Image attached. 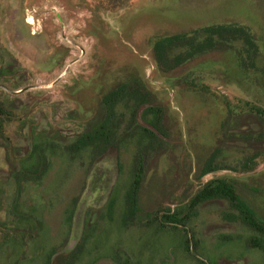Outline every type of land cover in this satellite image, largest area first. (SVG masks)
<instances>
[{
  "label": "rangeland",
  "instance_id": "obj_1",
  "mask_svg": "<svg viewBox=\"0 0 264 264\" xmlns=\"http://www.w3.org/2000/svg\"><path fill=\"white\" fill-rule=\"evenodd\" d=\"M221 23L252 30L256 69L241 66L240 42L174 70L159 65L158 40ZM127 82L150 92L130 129L161 137L128 222L136 137L97 159L66 150L101 120L104 95ZM0 83L29 87H0L13 112L0 134V264H264L248 244L255 232L225 216L236 212L225 199L198 206L185 227L148 224L158 210L185 211L214 178L232 180L264 217V162L239 165L264 150V118L246 105L264 108V0H0ZM151 105L164 133L143 118ZM36 141L38 179L29 173ZM218 148L214 163L225 168L204 173Z\"/></svg>",
  "mask_w": 264,
  "mask_h": 264
},
{
  "label": "trees",
  "instance_id": "obj_2",
  "mask_svg": "<svg viewBox=\"0 0 264 264\" xmlns=\"http://www.w3.org/2000/svg\"><path fill=\"white\" fill-rule=\"evenodd\" d=\"M240 42L241 47L237 49L241 66L245 70L256 69V57L259 53V45L252 30L239 23H221L205 26L196 29L191 33H177L166 36L158 40L154 45L155 56L159 65L164 70H174L191 60L204 51L214 48H233ZM7 95L9 93L6 92ZM150 92L140 82L122 83L115 89L109 91L102 99L103 117L93 128L83 131L76 140L66 146L70 153H79L89 150L91 158H99L109 147L117 146L123 141L132 138L137 139L140 148L137 150L133 178L126 193L125 221L133 220L139 210L138 197L146 172V153L160 147L161 137L148 127L138 125L130 129L138 108L149 99ZM252 111H255L264 118V108L246 103ZM125 109V110H124ZM13 112L10 110L6 100L0 96V134L4 133L5 125L12 120ZM162 109L158 106H147L143 111V118L153 127L164 133L162 128ZM126 125V127H124ZM143 142L147 147L142 148ZM33 155L37 158V163H32V178H40L41 150L38 142ZM160 143V144H159ZM155 147V148H154ZM151 148V149H150ZM220 153V148L216 149L204 166V173H210L217 168H225L214 163L216 156ZM27 161H31L28 159ZM261 162H264V150L254 152L245 156L239 163L242 171L248 172L256 169ZM25 173H28L25 171ZM225 199L229 202L230 208L236 210L231 214H226L231 221H241L255 232L248 240L252 248L262 250L264 254V217L260 216L237 192L232 180L224 178H214L206 181L191 197L186 210H158L151 214L148 224L157 222L161 228L168 225L185 227L186 223L197 215L198 206L204 202Z\"/></svg>",
  "mask_w": 264,
  "mask_h": 264
},
{
  "label": "water",
  "instance_id": "obj_3",
  "mask_svg": "<svg viewBox=\"0 0 264 264\" xmlns=\"http://www.w3.org/2000/svg\"><path fill=\"white\" fill-rule=\"evenodd\" d=\"M0 86H2V87H4V88H6V89H8L4 84H2V83H0ZM27 88H29V87H25V88H23V89H21V90H19V91H12V90H9V91H11V92H15V93H17V92H21V91H23V90H25V89H27Z\"/></svg>",
  "mask_w": 264,
  "mask_h": 264
},
{
  "label": "flooded vegetation",
  "instance_id": "obj_4",
  "mask_svg": "<svg viewBox=\"0 0 264 264\" xmlns=\"http://www.w3.org/2000/svg\"><path fill=\"white\" fill-rule=\"evenodd\" d=\"M27 20H28L30 23H32V21L30 20V17H29V18H27ZM0 87H2V86H0Z\"/></svg>",
  "mask_w": 264,
  "mask_h": 264
}]
</instances>
